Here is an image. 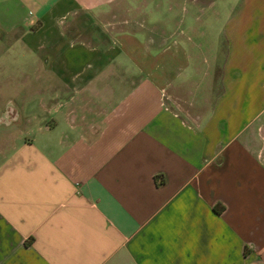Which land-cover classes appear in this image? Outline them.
I'll list each match as a JSON object with an SVG mask.
<instances>
[{
    "label": "crops",
    "instance_id": "obj_1",
    "mask_svg": "<svg viewBox=\"0 0 264 264\" xmlns=\"http://www.w3.org/2000/svg\"><path fill=\"white\" fill-rule=\"evenodd\" d=\"M116 1L0 0V264H264V0L156 55L56 23Z\"/></svg>",
    "mask_w": 264,
    "mask_h": 264
},
{
    "label": "rangeland",
    "instance_id": "obj_2",
    "mask_svg": "<svg viewBox=\"0 0 264 264\" xmlns=\"http://www.w3.org/2000/svg\"><path fill=\"white\" fill-rule=\"evenodd\" d=\"M192 1L194 0H119L99 11L73 10L70 14L57 18L56 23L60 25L62 32L72 38L77 37L105 47L117 42L122 35L139 34L140 40L135 37L138 41L135 54L145 46L151 48L152 55H156L162 40H170L175 36L176 22L180 23L184 19L187 22L204 20L200 19L198 10L189 9ZM224 54L225 47L222 46L220 56L223 58ZM9 69L13 67L8 66ZM220 69L219 65L216 73L217 85L220 81ZM137 80L138 77H135L134 82ZM167 92H170L169 88ZM179 98L168 96V101L178 107L189 105L190 101Z\"/></svg>",
    "mask_w": 264,
    "mask_h": 264
}]
</instances>
